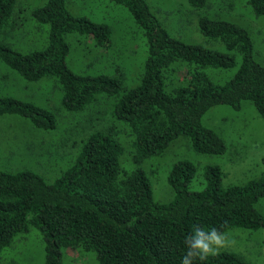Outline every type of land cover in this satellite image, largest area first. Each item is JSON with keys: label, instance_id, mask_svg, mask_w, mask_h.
Returning <instances> with one entry per match:
<instances>
[{"label": "trees", "instance_id": "1", "mask_svg": "<svg viewBox=\"0 0 264 264\" xmlns=\"http://www.w3.org/2000/svg\"><path fill=\"white\" fill-rule=\"evenodd\" d=\"M112 1L127 8L146 39L140 82L131 89L118 76L79 74L67 65L68 33L86 34L106 47L111 27L73 15L65 0H46L31 10L37 23L48 25L43 48L20 52L0 40V60L22 78L57 79L60 106L68 112L84 110L99 94L114 98L111 116L122 123L130 140L123 146L114 124L89 132L72 164L50 182L29 169H0V250L16 234L35 228L43 241L44 264H63L61 249L94 251L98 264H181L193 225L223 233L230 228L264 230V214L255 207L264 197V171L246 183L223 186L221 167L208 164L203 167V188L191 190L197 166L181 159L167 177L172 199L159 202L141 168L180 136L198 154H223L224 140L202 123L213 106L240 109L249 100L264 120V65L254 56L249 32L237 23L200 16V32L230 51L220 52L171 36L146 0ZM208 1L187 0L195 8ZM246 3L255 16L264 17V0ZM14 6V0H0V35L22 24L12 17ZM233 52L240 55L239 63ZM236 65L223 83L206 72ZM4 114L24 117L40 130L58 126L52 110L12 96H0V116ZM125 151L129 170L121 165ZM205 264L251 263L238 252L222 249Z\"/></svg>", "mask_w": 264, "mask_h": 264}, {"label": "rangeland", "instance_id": "2", "mask_svg": "<svg viewBox=\"0 0 264 264\" xmlns=\"http://www.w3.org/2000/svg\"><path fill=\"white\" fill-rule=\"evenodd\" d=\"M169 34L186 43L199 44L220 52H230L224 44L204 36L198 18L226 20L244 27L250 34L255 58L264 65V17L255 16L246 0H209L203 7H192L187 0H146ZM46 0H14L16 29L0 35V40L20 51L41 49L47 44L48 25L37 23L31 10ZM68 10L76 16H87L97 23L111 27L108 46H98L86 34L68 33L70 51L67 65L76 73L106 74L122 79L127 89L140 82L147 55L145 35L126 7L112 0H65ZM12 19V18H11ZM237 63L240 55L233 52ZM229 69L207 68L213 81L223 83L235 73ZM0 96H12L48 108L57 117L56 130H40L21 116H0V169L10 172L29 169L45 180L53 181L72 164L83 138L89 132L106 129L111 124L119 130L123 146L129 138L122 123L115 121L110 110L114 98L99 94L96 102L80 112L70 113L60 106L61 91L55 77L27 81L0 60ZM202 123L213 129L225 142L223 154H198L184 136L174 139L161 155L149 157L141 168L151 184L154 201L166 202L173 197L167 177L174 162L187 159L197 166L191 190L204 186L203 167L217 164L223 171L222 185L243 184L258 178L264 171V120L249 100H243L240 109L229 105L211 107L202 117ZM124 147V148H125ZM126 151H128L125 148ZM121 165L129 170L127 152ZM264 214V197L255 205ZM228 244L223 249L242 254L251 264H264V230L230 228ZM222 250V249H221ZM63 264H98L94 251L61 249ZM43 241L35 228L16 234L11 243L0 250V264H44Z\"/></svg>", "mask_w": 264, "mask_h": 264}, {"label": "clouds", "instance_id": "3", "mask_svg": "<svg viewBox=\"0 0 264 264\" xmlns=\"http://www.w3.org/2000/svg\"><path fill=\"white\" fill-rule=\"evenodd\" d=\"M228 242V234L215 227L205 231L200 225H193L184 241L186 251L181 258V264H195L197 260L205 264L209 258L217 257Z\"/></svg>", "mask_w": 264, "mask_h": 264}]
</instances>
